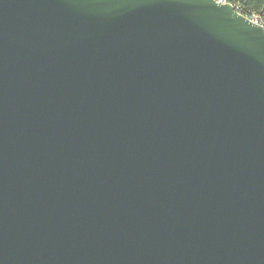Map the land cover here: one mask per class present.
Listing matches in <instances>:
<instances>
[{"label":"water","instance_id":"95a60500","mask_svg":"<svg viewBox=\"0 0 264 264\" xmlns=\"http://www.w3.org/2000/svg\"><path fill=\"white\" fill-rule=\"evenodd\" d=\"M0 264H264V25L0 0Z\"/></svg>","mask_w":264,"mask_h":264},{"label":"trees","instance_id":"16d2710c","mask_svg":"<svg viewBox=\"0 0 264 264\" xmlns=\"http://www.w3.org/2000/svg\"><path fill=\"white\" fill-rule=\"evenodd\" d=\"M236 6H240L242 12L248 16L253 14L260 16L264 22V0H229Z\"/></svg>","mask_w":264,"mask_h":264},{"label":"built area","instance_id":"2783aa9c","mask_svg":"<svg viewBox=\"0 0 264 264\" xmlns=\"http://www.w3.org/2000/svg\"><path fill=\"white\" fill-rule=\"evenodd\" d=\"M215 1L218 2V3H221V4H225V3H231V4H233V3L230 2L229 0H215ZM233 5H234V4H233ZM234 7L236 8L237 11H239V12L242 13V14H244V13L242 12L240 6H236V5H234ZM244 15L247 16V17H249L250 19H252L254 22L264 25V22H263V20L260 18V16L255 15V14H253V15H251V16H248V15H246V14H244Z\"/></svg>","mask_w":264,"mask_h":264}]
</instances>
